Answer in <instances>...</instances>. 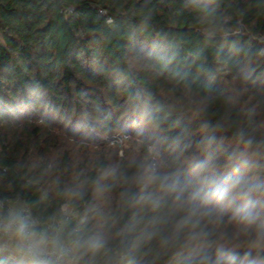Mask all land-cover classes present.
Returning a JSON list of instances; mask_svg holds the SVG:
<instances>
[{
  "label": "trees",
  "instance_id": "obj_1",
  "mask_svg": "<svg viewBox=\"0 0 264 264\" xmlns=\"http://www.w3.org/2000/svg\"><path fill=\"white\" fill-rule=\"evenodd\" d=\"M228 27L239 31L226 34ZM127 112L151 129L159 174L181 185L211 173L264 182V0H0V202L21 200L44 223L73 198L78 216L64 234L107 241L81 264H105L114 251L122 264L249 251L232 209L209 222L214 204H202L197 217L210 232L207 246L188 245L190 229L163 245L184 212L172 207L174 193L138 179L153 165L148 150L113 156L110 148L75 166L64 149L57 179L47 162L33 167L36 152L57 144L52 129L106 145ZM199 161L207 173L193 170ZM0 264L19 258L0 251Z\"/></svg>",
  "mask_w": 264,
  "mask_h": 264
},
{
  "label": "clouds",
  "instance_id": "obj_2",
  "mask_svg": "<svg viewBox=\"0 0 264 264\" xmlns=\"http://www.w3.org/2000/svg\"><path fill=\"white\" fill-rule=\"evenodd\" d=\"M240 139L245 148L252 141ZM213 137L207 138L210 147ZM242 166L249 169V161ZM194 171L207 173L208 164L199 161ZM138 179L146 184H156L159 189L174 193L172 207L184 212L172 228V234L162 236L161 243L167 245L185 229H190L188 245L193 249L208 245L210 232L201 227L197 219L201 215V205L214 204L216 216L211 223H219L223 213L232 209L231 219L240 233L249 237L250 249L239 255L235 250L217 248L215 256L205 254L189 264H264V257L253 256L251 249L264 251V182L245 179L238 175L231 181L221 180L215 173L202 175L199 184L181 185L168 175H161L154 165H149ZM151 200V196L144 197ZM204 216L211 218V210ZM107 241L100 234L87 237L66 236L63 225L49 227L26 212L23 208L0 205V251L9 248L19 258V264H81L84 256L94 257L106 249ZM105 264H122V257L113 252L112 258Z\"/></svg>",
  "mask_w": 264,
  "mask_h": 264
},
{
  "label": "rangeland",
  "instance_id": "obj_3",
  "mask_svg": "<svg viewBox=\"0 0 264 264\" xmlns=\"http://www.w3.org/2000/svg\"><path fill=\"white\" fill-rule=\"evenodd\" d=\"M232 30L233 32L239 31V29L237 31H234L233 28L228 27L225 29V32H227L226 34H229L230 32H232ZM132 64L134 66L139 64V60L136 58H132ZM224 72L227 73L226 70ZM136 113L138 114L139 112L136 111ZM126 115L127 116H125V118L123 119V125H121V127L117 129V133L112 137V140L109 142V144L107 143L106 145H100L99 143L96 144L93 142H88L84 139H80L74 135H71L67 130H63L59 127L52 129V135L55 137L57 144H53L51 148H49L47 153L43 154L40 152H36V154H34L32 158L34 162L33 167L36 168L38 163L47 162L49 164L48 168L50 169V178L57 179L59 177V175L57 174L60 172H57L56 169L59 170L60 168V158L64 149H68L70 151L72 160L76 166L78 163H81L86 157H97L102 152L108 153L109 149L111 148L110 153H112L111 155L113 156H123L125 154L127 155V153L129 156H138L143 153L144 150H148L152 156L153 165L155 166V168H157L159 164V158L157 153L155 152L157 151L156 143L153 142V140L156 141V139L152 138V136L150 135L151 129L139 126L138 123L133 124L130 118L134 117V115H130L129 112H127ZM118 135V140L114 141V139H116ZM49 185L52 184L49 183L46 190L47 192L53 193L56 187H54L53 185ZM73 200L74 199L69 196L66 197V201L62 206V210L67 211L71 215L70 220H73L78 216V208L74 205ZM23 203L24 202H22L21 200L11 201L9 206L20 207ZM6 249L7 250L3 251L13 253L12 256L15 257L14 252H12L9 248Z\"/></svg>",
  "mask_w": 264,
  "mask_h": 264
},
{
  "label": "built area",
  "instance_id": "obj_4",
  "mask_svg": "<svg viewBox=\"0 0 264 264\" xmlns=\"http://www.w3.org/2000/svg\"><path fill=\"white\" fill-rule=\"evenodd\" d=\"M117 138H119V135L116 137V139H114V141L118 140ZM0 205H3L5 209L9 207V206L7 207L4 202H0ZM19 208H23L26 212L30 213L32 217H34L31 207L27 205L26 203H23ZM70 219H71V215L67 211L62 210V213L59 217H55L52 220L44 222L43 224H46L49 227L58 226L62 224L63 230H64L66 222L69 221ZM15 257H16V254H15ZM122 259H124V256H122Z\"/></svg>",
  "mask_w": 264,
  "mask_h": 264
},
{
  "label": "crops",
  "instance_id": "obj_5",
  "mask_svg": "<svg viewBox=\"0 0 264 264\" xmlns=\"http://www.w3.org/2000/svg\"><path fill=\"white\" fill-rule=\"evenodd\" d=\"M5 250H7L6 248H5ZM13 254V253H12Z\"/></svg>",
  "mask_w": 264,
  "mask_h": 264
}]
</instances>
